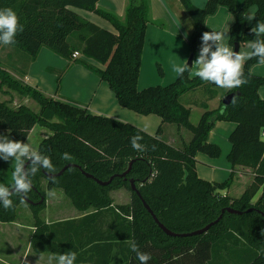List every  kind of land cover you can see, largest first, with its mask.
I'll list each match as a JSON object with an SVG mask.
<instances>
[{
	"label": "trees",
	"instance_id": "obj_1",
	"mask_svg": "<svg viewBox=\"0 0 264 264\" xmlns=\"http://www.w3.org/2000/svg\"><path fill=\"white\" fill-rule=\"evenodd\" d=\"M97 2L0 0V9L12 8L24 26L23 32L17 33L15 43L0 44V51L10 47L9 54H12L14 47L20 49L27 55L28 64L36 59L41 48H46L68 61L64 69L54 71L57 88L69 65L81 64L108 83L120 106L143 115L156 114L161 123L183 126L192 136L182 147H174L158 137L161 126L152 135L133 124L94 115L72 102L46 96L38 87L14 77L0 57V87L6 86L31 98L39 106L38 111H34L24 104L13 108L8 101H0V135L25 143L33 127L43 126L51 133L39 139L36 149L51 158L56 173L66 165H73L55 176V182L44 175L43 168L32 177L27 199L37 202L43 197V200L29 204L35 227L30 237L31 248L37 254L75 252V264L80 261L81 264H140L130 247V241L135 240L140 251L150 254L147 264H264V99L258 94L264 77L249 72L258 60L245 62L244 75L249 82L225 90L215 109H208L207 101L216 96L217 86L189 77V72L167 85L138 89L149 22L148 2L128 0L123 19L98 8ZM179 2L193 23L187 39L191 54L200 50L198 40L202 34L211 31L205 18L219 5H225L234 17L229 26L232 46L253 41L255 34L251 28L258 21L264 22V0H244L238 9L234 0H207L202 8L191 0ZM251 6H254L255 18L249 21L247 9ZM77 9L107 20L114 32L91 22ZM74 52L79 56L74 57ZM196 90L207 95L199 102L205 111L197 124L192 125L190 109L182 104L181 96ZM229 93H233L232 97L223 104L222 98ZM233 97L235 105L231 103ZM219 120L236 124L228 136L230 149L226 155L232 170L223 182H209L197 177L195 154L202 152L213 158L220 157V146L207 140L209 131ZM135 135L143 137L140 143L146 146L144 152L132 148L130 140ZM65 152L74 159H62ZM129 162L128 172L119 176ZM236 166L251 169L252 178L238 197H232L221 191L229 189ZM14 167V160L0 158V184L11 186ZM113 175L107 185L96 182V179L106 181ZM130 179L141 197L131 190ZM42 180L47 189H61L83 215L49 223L41 219L39 212L45 204ZM119 188L129 191L128 203H113L110 191ZM11 199L14 204L11 209L5 210L0 204L1 222L16 219L22 201L16 195ZM142 200L157 220L175 233L199 229L214 221L227 207L242 213L224 211L220 220L204 233L169 236L159 228ZM104 217L110 218L105 227L101 224Z\"/></svg>",
	"mask_w": 264,
	"mask_h": 264
},
{
	"label": "crops",
	"instance_id": "obj_2",
	"mask_svg": "<svg viewBox=\"0 0 264 264\" xmlns=\"http://www.w3.org/2000/svg\"><path fill=\"white\" fill-rule=\"evenodd\" d=\"M206 1L207 0H199L197 5L201 7L203 3H206ZM99 2L100 0L97 2V7L101 8L99 6L101 5ZM127 2L128 0H105V2H103L104 8L102 9L113 12L123 19ZM147 2L149 6V22L146 26L141 54V63L137 79L138 89H143L153 85L164 86L173 82L177 77V75L172 71L173 62L185 64L186 59L190 55L189 57H191L192 66L199 54V50L191 54L187 43V38L193 30V24L191 23L192 25H189V29L186 31H181L177 26H174L175 22L174 18H172V14L175 18H178V16L182 18L184 17V13H182L183 7L180 9L181 4L179 3V0H147ZM77 12L98 26L114 32L112 25L97 14L79 9H77ZM221 18V15H217L216 18L207 17L205 24L211 31H222L223 26L217 21L221 20ZM159 23H162L163 26H160ZM9 49L11 50L10 47H8L7 50ZM10 50L8 52H10ZM1 52L2 50L0 53ZM12 56H16L13 51ZM88 61L101 69L104 68L103 65H100L93 60ZM67 63L68 61L66 59L54 54L46 48H41L36 59L23 68H20L17 65L5 66L3 64V66L14 77L27 84L38 87L46 96H50L60 101L72 102L75 105L86 109L91 114L106 116L121 122L133 124L140 129H146L145 132L152 135L156 134L158 127L161 126V131L158 137L171 146L182 147L184 143H187L190 140L192 134L183 126L179 127L174 123H161V118L156 114L143 115L120 106L108 83L81 64L74 63L69 65L65 74L62 76L59 88H57L55 82L56 74L54 71L62 70L66 67ZM10 67L15 69V71ZM192 67L194 68V66ZM252 68L255 74L259 73L258 71H254L258 68H260L261 72L264 73V70H262L264 69V65L260 63L253 65ZM189 77L194 76H191L189 72ZM165 81L167 82L164 83ZM262 86L258 89V94L260 98L264 99V87ZM217 90L218 92L216 96L207 101L208 109H215L219 105L221 99L220 89ZM197 91L198 90L192 91V93L196 94ZM190 92H186L181 96V102L185 107L190 109L189 121L192 125H195L205 109L199 105L202 98L200 97L199 99L193 100L191 97H188ZM194 110L198 113L196 122H193L191 119V114ZM235 125L236 124L234 122L220 120L214 123L207 135V140L220 146L221 155L218 158H213L205 153L197 152L195 154V173L198 178L209 182H223L229 177L232 168L226 159V155L230 149V143L227 142V138L230 132L234 129ZM35 127H33V129ZM251 178V169L236 166L234 168L233 180L229 189L221 192L223 194L227 192L228 195H230L234 189V185L238 184V194H241L246 185L250 183ZM122 190L126 189L119 188L115 190V192L118 196L121 195V197H124ZM110 196L113 199L111 194ZM128 202V199L124 201H117L113 199L114 204H126ZM82 215L83 213L78 211V214H75L70 218L76 219L80 218ZM109 221V217H104L101 224L105 227ZM2 223L6 224L7 222ZM29 250H31L30 243L28 246L25 245L22 252L20 251L21 256L18 264L50 263L47 262L45 258L37 259L40 256L39 254H37V258L34 259V257H30L31 260L28 261ZM24 253L27 255L23 259ZM54 261L56 262L55 259L52 260V262ZM77 264H81V261L77 262Z\"/></svg>",
	"mask_w": 264,
	"mask_h": 264
},
{
	"label": "clouds",
	"instance_id": "obj_3",
	"mask_svg": "<svg viewBox=\"0 0 264 264\" xmlns=\"http://www.w3.org/2000/svg\"><path fill=\"white\" fill-rule=\"evenodd\" d=\"M255 17L249 15L251 21ZM24 26L20 24L17 13L12 8L0 9V44L11 45L15 43V37L18 32H23ZM255 34V39L248 43L250 51L234 52L225 41L227 31H206L202 34L200 50L197 59L192 66L188 64H178L173 62L172 71L182 77L185 72H190L191 76L198 77L206 83H213L217 87L231 90L246 85L249 81L244 75V64L247 60L256 58L258 63L264 65V22L258 21L251 28ZM187 38V37H186ZM211 42V43H209ZM213 47L215 50H213ZM191 69V70H190ZM231 103L235 105L236 99L233 97ZM146 131V129H142ZM143 139L141 135H135L131 138L132 148L137 152H144L146 146L141 144ZM0 158L5 161L14 160L15 167L12 173L11 186L0 184V204L5 210L14 207L11 197L16 195L24 202L28 193L32 189V177L43 168L46 170L49 178L55 182L54 167L51 158L41 154L30 143L14 141L8 136L0 135ZM64 160H73L69 153L65 152L61 156ZM31 161L25 168V162ZM50 197H55V191H49ZM130 247L136 253L140 264H147L151 259L150 254L140 251L135 240L130 241ZM77 255L75 252H65L55 257L56 264H75Z\"/></svg>",
	"mask_w": 264,
	"mask_h": 264
},
{
	"label": "rangeland",
	"instance_id": "obj_4",
	"mask_svg": "<svg viewBox=\"0 0 264 264\" xmlns=\"http://www.w3.org/2000/svg\"><path fill=\"white\" fill-rule=\"evenodd\" d=\"M243 1L244 0H234L235 8L236 9L240 8L242 6ZM103 2H105V0H102V1L100 0V2H99L101 4V5H99L101 8H104ZM198 2H199V0H192V3L195 6H198L197 5ZM204 4L205 3H203L202 6H204ZM202 6H201V8H202ZM181 7L182 6H180V9H182ZM182 11H183L182 13H184L183 18L180 16H178V18H175L173 16V14H172V18H174V22H175L174 26H177L178 29L181 31H186L189 29V25H192L193 23H192V20L189 17V15L186 13V11L183 9H182ZM247 12L249 15H253L254 6L249 7L247 9ZM210 15H214V16H210ZM217 15H221V17H222L221 20H217L219 22V24L223 26L222 31H227V37H226L225 42L230 47L233 48V46L230 45V43H229V36H230L229 35V26L233 23L234 17L225 5H219L217 7L216 11L213 14H209L208 16H206V18L207 17L216 18ZM206 18H205V20H206ZM188 20L191 22H189ZM159 25L163 26L162 23H159ZM164 25H165V23H164ZM249 42L250 41H245V42L240 43L238 52L239 51H250V49L247 47ZM201 44H202V40L199 39L198 45L200 46ZM13 50H14L13 51L14 53L22 55L23 57L21 58L18 55H16V56H18L19 58H17L16 56H12V54H9L10 53V52H8L9 50H6L4 48L2 50V52L0 53L1 62L6 66L17 65L20 68H23L24 66H26L27 65V62H26L27 55L24 52H22L20 49H17L15 47L13 48ZM195 51H197V50H195ZM190 53H191V51H190ZM189 56L186 59L185 64L188 62ZM257 64L258 63H255L253 65H257ZM253 65H251V67L249 68V72L251 74L264 77V73L261 72L260 68H258L257 70L256 69L254 70V71H258L259 73L255 74L253 72V70H252ZM10 68L15 71V69H13L12 67H10ZM262 70H264V69H262ZM166 82L167 81H165L164 83H166ZM262 87H264V86H262ZM217 89H220V98H221L222 93L226 89H222L219 87H217ZM188 95H189L188 97H191L193 100H196V99H199L200 97L202 99L205 98V96L207 94L203 93L202 90H199L196 92V94L190 92V94H188ZM3 100L8 101L9 105L13 108H16L17 106H19L21 104H24V105H27L28 107H30L34 111H38V109H39V106L37 105V103L35 101H33L31 98L21 96L16 91L9 90V88H7L6 86L0 87V101H3ZM197 115H198L197 111H195V110L192 111L191 119L193 122H196ZM49 133H51V132L47 128H45L43 126H36L33 130H31L29 132L27 139L25 140V143H30L34 148H37V143H38L39 139H41L45 135H48ZM227 142H229L228 138H227ZM42 188L45 191V204H44L43 209L39 212V217L41 219L48 221L47 223H49V222H55L56 220H60V219H62V220H65L68 218L71 219L70 217H73L75 214H78L77 209L71 204L69 198L62 192L61 189H57V188L47 189L44 180H42ZM237 189H239L238 184L234 185V189H233L232 193H230V195L239 196L240 193L238 194ZM115 190H117V189H115ZM115 190L110 191V194L113 196L114 200L124 201V200L128 199V201H129V192L127 189L122 190L124 197H121V195L118 196V194L115 192ZM49 191H55L56 196L54 198L50 197L48 195ZM257 197H258V195L254 198V201L256 200ZM33 221H34V219H33L32 210L30 209L29 204L27 202H21L19 204L18 209H17L16 219L13 222H7L6 224H3L0 221V264H18L19 263L20 256H21L20 251L21 252L23 251V248L25 247V245L26 246L29 245L30 237L32 235V232L35 230V227H33ZM42 254H39L40 256L38 257L37 253H35L33 251V249L31 248V250H29V253H28V256H29L28 261L31 260L30 257H34V259L38 257L37 259H44L45 258L47 260V262H50L49 264H56V262L55 261L52 262V260H54L55 257H57L59 255H56V254L50 253V252H45ZM26 255L27 254L24 253L23 259L25 258Z\"/></svg>",
	"mask_w": 264,
	"mask_h": 264
},
{
	"label": "water",
	"instance_id": "obj_5",
	"mask_svg": "<svg viewBox=\"0 0 264 264\" xmlns=\"http://www.w3.org/2000/svg\"><path fill=\"white\" fill-rule=\"evenodd\" d=\"M238 50H239V44H238V43H235V44L233 45V51H234V52H238ZM188 60L190 61L189 64L191 65V57H190ZM189 61H188V62H189ZM232 95H233V93H229V94L225 95V96L222 98V103H223V104H227V103L229 102L230 98L232 97ZM29 162H31V161H26V162H25V167H26V165H27ZM68 166H73V165H72V164H69V165L64 166L61 170H59L57 173H55V176H59V175H60V174H61V173H62V172L68 167ZM130 166H131V162L128 163L127 168H126L122 173H120L119 176H124V175L128 172V170L130 169ZM43 173H44V175H45L46 177L49 178L47 172H43ZM85 175H86L87 177H92V175H90V174H88V173H85ZM114 176H115V175L111 176V177H110L108 180H106V181H101V180L96 179V182H97L98 184H100V185H107V184H108V183L114 178ZM129 182H130V188H131V190L135 191V192L139 195V192H138V190L136 189L133 180L130 179ZM139 197H141V196L139 195ZM42 200H43V197H41L37 202H34V201L29 200V199H27V198H26L25 201H26L28 204H36V203H40V202H42ZM142 203H143L144 207L147 209V211H149V213L151 214L152 218H153L154 221L157 223V225L159 226V228H160L165 234H167V235H169V236H184V235H194V234L204 233V232H206V231H207V230H208L213 224L217 223V222L220 220V218H221V216H222V213H223L224 211H227V212H229V213H234V214H241V213H242L241 211L236 210V209H234V208H232V207H227V208H225V209H222L221 214H220V215H219L214 221L208 223L207 225H205V226H203V227H201V228H199V229L193 230V231H191V232H188V233H175V232H173V231L167 229L166 227H164V226H163V225L157 220V218H156L155 215L152 213V211L150 210L149 206L146 204V202H145L144 200H142ZM250 210H251V209H248L247 211H250Z\"/></svg>",
	"mask_w": 264,
	"mask_h": 264
},
{
	"label": "built area",
	"instance_id": "obj_6",
	"mask_svg": "<svg viewBox=\"0 0 264 264\" xmlns=\"http://www.w3.org/2000/svg\"><path fill=\"white\" fill-rule=\"evenodd\" d=\"M73 56H74V57L79 56V53H78V52H74V53H73Z\"/></svg>",
	"mask_w": 264,
	"mask_h": 264
}]
</instances>
